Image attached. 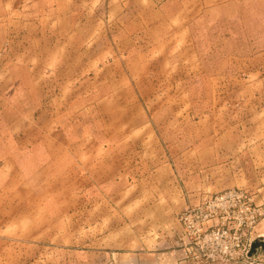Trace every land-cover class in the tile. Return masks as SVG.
Returning a JSON list of instances; mask_svg holds the SVG:
<instances>
[{"label": "crops", "instance_id": "obj_1", "mask_svg": "<svg viewBox=\"0 0 264 264\" xmlns=\"http://www.w3.org/2000/svg\"><path fill=\"white\" fill-rule=\"evenodd\" d=\"M263 1L0 0V219H167L164 203L180 212L230 187L264 204V66L252 84L239 75L246 93L231 99L222 72L229 87L215 113L203 63L214 14L260 11ZM156 200L161 211L149 206ZM113 244L99 243L105 264ZM135 255L125 263L178 264Z\"/></svg>", "mask_w": 264, "mask_h": 264}, {"label": "rangeland", "instance_id": "obj_2", "mask_svg": "<svg viewBox=\"0 0 264 264\" xmlns=\"http://www.w3.org/2000/svg\"><path fill=\"white\" fill-rule=\"evenodd\" d=\"M260 11L253 12L252 10L238 9L227 12H216L214 14V25L211 28V39L213 45V54L206 56L204 65L208 69V77H213L214 102L213 107L215 113L221 107L222 98L221 90L229 86L223 85L219 77L222 72L228 76L230 86L236 88V93H229L230 99L238 93H246L245 85L237 82V77L240 75L245 81V84H252L253 78L256 76L254 67L259 65L264 66V1L258 5ZM264 69V68H263ZM257 71V70H256ZM249 72V75H247ZM204 79V75L202 76ZM236 79V80H235ZM247 80H251L247 82ZM205 79L203 80V82ZM230 87V89H232ZM243 89H241V88ZM207 105L205 101H198L197 110L199 113H204ZM252 122L247 123V130L252 131ZM253 157L247 155L246 163H252ZM234 170L238 168L237 162H232ZM249 166L248 164L246 165ZM251 177L253 176L252 169L249 168ZM198 175L203 176V172H198ZM206 175V174H205ZM237 172H231L230 177H235ZM236 186V185H235ZM12 190L13 187L1 188ZM170 188H167L169 190ZM230 189H244L248 191L255 204V196L248 187H233ZM22 188H17V191H22ZM150 192L151 197L157 198V188H145ZM225 190V189H224ZM222 190V191H224ZM227 190V189H226ZM219 191V192H222ZM219 192L200 193L194 198L193 202H188L182 205L184 207H192L197 205L203 196H209ZM157 195V194H156ZM147 198V196H144ZM150 198V197H149ZM154 202L149 203V206H155L156 210H172V214L168 215L167 219H35V220H18L14 218L0 219V260L5 258V264H105L103 263V249L99 247V243H109L114 241L115 247L111 251H115L114 261L111 264H128L126 262L125 253L135 250L136 255L141 254H172L178 264H185L180 254L179 247L174 245L175 232H179L180 226L178 222L179 210L178 204ZM145 204H141L145 210ZM180 205V206H181ZM264 208V204H261ZM178 209V210H177ZM177 211L179 213H177ZM126 222V228L134 226V233L124 232L123 234L115 231L121 223ZM166 225L172 226L163 232H158L155 227L163 228ZM44 226L42 229L39 227ZM111 228V229H110ZM132 228V227H130ZM148 228H154L148 231ZM110 229L115 231L113 235L106 236L102 231ZM38 230V233H35ZM144 230V231H143ZM147 231V232H146ZM117 232V233H116ZM146 232V233H145ZM105 233V232H104ZM256 241V250L249 256V259L241 264H264V217L258 221L255 227V233L252 236V243ZM113 244V246H114ZM251 250V247H250ZM108 253V252H107ZM121 253L122 256H118ZM250 253V251H249ZM135 255L136 258H138ZM137 263V260H134ZM139 263L141 261H138ZM1 264V263H0ZM108 264V263H106ZM110 264V263H109ZM188 264V263H187Z\"/></svg>", "mask_w": 264, "mask_h": 264}, {"label": "built area", "instance_id": "obj_3", "mask_svg": "<svg viewBox=\"0 0 264 264\" xmlns=\"http://www.w3.org/2000/svg\"><path fill=\"white\" fill-rule=\"evenodd\" d=\"M175 232L185 264H241L249 259L252 236L264 217L262 205L248 191L227 189L203 196L177 215Z\"/></svg>", "mask_w": 264, "mask_h": 264}, {"label": "water", "instance_id": "obj_4", "mask_svg": "<svg viewBox=\"0 0 264 264\" xmlns=\"http://www.w3.org/2000/svg\"><path fill=\"white\" fill-rule=\"evenodd\" d=\"M257 242L256 241H254L253 243H252V245H251V250H250V253H249V256H251L254 252H255V250H256V244Z\"/></svg>", "mask_w": 264, "mask_h": 264}]
</instances>
